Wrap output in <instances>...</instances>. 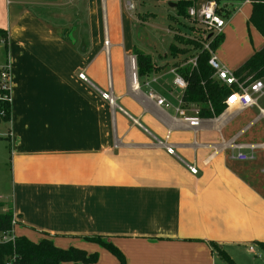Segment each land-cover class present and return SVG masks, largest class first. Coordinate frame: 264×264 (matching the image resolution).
I'll return each instance as SVG.
<instances>
[{
	"label": "crops",
	"instance_id": "obj_1",
	"mask_svg": "<svg viewBox=\"0 0 264 264\" xmlns=\"http://www.w3.org/2000/svg\"><path fill=\"white\" fill-rule=\"evenodd\" d=\"M9 1L0 0V26L8 28L13 197L1 201L14 212L16 235L85 243L83 236L101 235L127 264H215L213 242H264V151L252 162L232 158L234 145L264 143V94L193 126L177 111L183 91L172 64L137 76L132 0H13L16 9ZM234 1L222 2L230 14L215 51L233 71L264 47L249 21L252 0ZM25 5L64 26L73 20L78 45L43 15L18 14ZM13 28L23 35L13 38ZM233 36L241 48L226 55ZM194 108L184 107L188 116Z\"/></svg>",
	"mask_w": 264,
	"mask_h": 264
},
{
	"label": "trees",
	"instance_id": "obj_2",
	"mask_svg": "<svg viewBox=\"0 0 264 264\" xmlns=\"http://www.w3.org/2000/svg\"><path fill=\"white\" fill-rule=\"evenodd\" d=\"M165 1L176 4L172 7L174 14L171 18L181 23L184 19H190L188 11L191 6L207 0ZM214 1L218 4V12L226 18L230 12L223 9V0ZM147 16V14H139L138 18H140V21H144L148 18ZM249 21L264 37V0H252V12ZM209 34L206 29H203L192 38L175 35V39L184 44L185 47H181L177 42H171L168 47L171 56L175 58L179 54H186L187 52L189 53L188 57L194 56L197 58V66L191 64L181 66L177 62L172 66L187 81V87L182 94V106L197 105L199 107V117L201 118H214L221 115L226 108L225 100L237 89L234 84L227 86L214 77V69L208 63L210 53L204 50V43L210 41L212 50L216 51L224 41V34L222 32L217 36L208 38ZM0 38L5 43L8 52V31L0 28ZM191 49L197 52H191ZM131 51L136 59L139 79L160 71L166 65L156 63L152 52L144 51L137 45V42L133 44ZM7 65L0 68V73L3 71L2 69H8ZM233 72L240 80H246L247 78H250V81L262 79L264 77V47L255 51ZM2 94L3 92L0 89V121L9 123L11 121V103L10 100L1 97ZM7 207V210H4L5 203L0 201V233H10L13 230L14 212L10 206ZM84 238L108 249L118 258L120 264H127L123 252L112 242L106 241L103 236L93 235L84 236ZM259 245L264 249V242H259ZM213 248L229 264H236L224 248L214 242ZM97 261V253L89 254L86 250L73 246L69 248L59 247L51 237L47 236L35 241L22 234L16 235L14 240L0 242V264H94Z\"/></svg>",
	"mask_w": 264,
	"mask_h": 264
},
{
	"label": "rangeland",
	"instance_id": "obj_3",
	"mask_svg": "<svg viewBox=\"0 0 264 264\" xmlns=\"http://www.w3.org/2000/svg\"><path fill=\"white\" fill-rule=\"evenodd\" d=\"M16 1V0H15ZM233 2V1H231ZM238 0H235L234 3H238ZM12 3L11 8L15 7L13 0H10L8 4ZM78 1H75L70 6H74L77 4ZM132 3L135 5V10L128 12V18L134 19L135 17L138 18L139 14L148 15L146 20H137L135 22L136 26L134 32V37L137 42V45L146 52H152L154 56V60L156 63L168 61L170 64H174L175 62L180 63L181 66H184L190 62L194 58L188 57L189 53L186 54H179L176 58L171 56L169 52V45L171 42H177L180 44L181 47H185L184 44L178 42L175 39V35L184 36V38H192L198 32H201L203 29L205 30L203 24L198 20L190 17V19H184L183 22L179 23L173 18H171L174 14V11L171 6H169V2L165 0H158V1H151V0H132ZM22 10H17L19 13L22 14L25 12H31V14H35L36 16L43 15L48 20H50L53 24V27L57 28V31L61 36L66 35L67 41L71 42V45L77 46L78 40L76 37L77 28L73 24V20L68 22L66 20V26L62 25V21L58 19L51 20L50 17L41 10L38 6L31 7L30 5H25ZM69 8V7H67ZM69 14V15H68ZM15 15V13H14ZM68 16H71V13H67ZM18 16V15H17ZM42 23L44 21L41 19ZM146 22V23H145ZM145 23V24H144ZM64 26V27H63ZM0 28L8 30L6 26H0ZM197 32V33H196ZM13 38H15L16 34L23 35L22 32L12 30ZM39 36H43L45 32L42 30L35 32ZM158 38L159 42H153L150 39ZM146 41L142 44V42ZM83 43L81 44V46ZM82 48V47H81ZM241 48V40L237 36H233L229 39L228 44L222 47V50L226 55H229L231 52L236 50H240ZM9 49V46H8ZM153 50V51H152ZM191 52H197L194 49L190 50ZM189 51V52H190ZM0 62L2 65L6 66L9 63V52H7V48L3 40L0 38ZM227 66V65H226ZM229 68V67H228ZM230 69V68H229ZM233 71L232 69H230ZM264 84V77L262 78ZM9 123L5 121H0V201H6L11 204L13 189H12V168H11V157H10V143L6 137L8 133ZM8 204V203H7ZM18 225L16 226V228ZM49 237L48 235L37 232L31 234V239L35 241H39L43 237ZM52 238V237H51ZM54 238V237H53ZM55 238H64L67 242H63L61 240H55V244L62 247V248H69L71 246L78 247L87 251V253H97L98 254V261L99 264H119L118 258L111 253L105 247L95 243V245L89 243L82 242L80 236H58ZM84 238V236H83ZM77 240H80L77 241ZM87 244V245H86ZM249 246L254 248V253H250ZM258 243L251 242L244 246L242 244L236 245H226L224 249L230 254L232 259L236 264H264V250L259 247ZM92 252V253H90ZM252 256V257H251ZM113 260V261H112ZM215 264H229L228 261L221 258L220 256L216 255Z\"/></svg>",
	"mask_w": 264,
	"mask_h": 264
},
{
	"label": "built area",
	"instance_id": "obj_4",
	"mask_svg": "<svg viewBox=\"0 0 264 264\" xmlns=\"http://www.w3.org/2000/svg\"><path fill=\"white\" fill-rule=\"evenodd\" d=\"M127 8L132 11L135 9L132 1H128L126 4ZM190 17L198 20L204 26L208 33H212L213 36H217L222 33L225 26L227 25V20L218 12V4L214 0H207L201 3H198L189 8ZM109 41H106L108 44ZM204 50L210 53L209 65L214 69V77L221 81L223 84L227 86L235 85L237 89L234 90L225 100L226 108L230 107H239L242 109H246L252 107L257 104V96H261L264 94V84L262 79H255L250 81V78L246 80H240L233 71L229 68L225 67L221 64L219 59L217 58L215 51L212 50L210 41H206L204 43ZM188 64L192 66H197V58L194 57ZM3 71L0 73V89L3 92L2 96L5 99L10 100V74L9 69H2ZM175 78L174 84L180 90L184 91L187 87V81L185 78L178 73L175 69L172 70ZM82 79H85L84 74H80ZM147 85L150 82H146ZM105 98H108L109 95L104 93ZM150 96L155 98L160 105H164L166 100L156 94L150 93ZM235 99L233 100V98ZM183 104V102H181ZM180 116L184 117L188 120L191 125L197 126L199 124V107L195 105L193 109L194 115L188 116L184 107H180L178 110ZM237 149L236 153L232 155V158L241 161V162H252L258 159V151H264V143L262 144H248V145H237L233 146ZM169 153H173L174 150L172 147H167ZM189 170L196 174L198 172L197 167L195 165H188ZM260 171L264 174V156L261 159ZM17 225V220L14 216L13 218V230L10 233H0V242H7L10 240H14L15 227ZM250 250L254 251V248L250 246Z\"/></svg>",
	"mask_w": 264,
	"mask_h": 264
},
{
	"label": "water",
	"instance_id": "obj_5",
	"mask_svg": "<svg viewBox=\"0 0 264 264\" xmlns=\"http://www.w3.org/2000/svg\"><path fill=\"white\" fill-rule=\"evenodd\" d=\"M176 4L174 3V2H169V6H171V7H173V6H175ZM63 36H64V34H63ZM213 36V34L211 33V34H209V36H208V38H210V37H212ZM84 44L82 45V50H84Z\"/></svg>",
	"mask_w": 264,
	"mask_h": 264
},
{
	"label": "snow or ice",
	"instance_id": "obj_6",
	"mask_svg": "<svg viewBox=\"0 0 264 264\" xmlns=\"http://www.w3.org/2000/svg\"><path fill=\"white\" fill-rule=\"evenodd\" d=\"M235 99V97L233 98V100Z\"/></svg>",
	"mask_w": 264,
	"mask_h": 264
}]
</instances>
